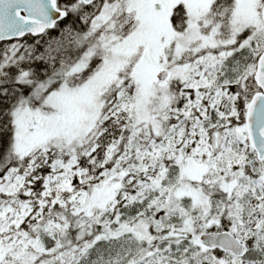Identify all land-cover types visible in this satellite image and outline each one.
I'll list each match as a JSON object with an SVG mask.
<instances>
[{"label":"snow or ice","instance_id":"6c2138e0","mask_svg":"<svg viewBox=\"0 0 264 264\" xmlns=\"http://www.w3.org/2000/svg\"><path fill=\"white\" fill-rule=\"evenodd\" d=\"M0 264H264V0H0Z\"/></svg>","mask_w":264,"mask_h":264}]
</instances>
